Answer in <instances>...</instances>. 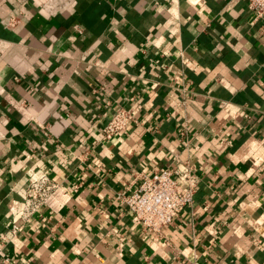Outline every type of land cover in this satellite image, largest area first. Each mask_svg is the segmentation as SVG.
Segmentation results:
<instances>
[{
	"label": "crops",
	"instance_id": "crops-1",
	"mask_svg": "<svg viewBox=\"0 0 264 264\" xmlns=\"http://www.w3.org/2000/svg\"><path fill=\"white\" fill-rule=\"evenodd\" d=\"M121 108L135 121L106 140ZM185 164L193 203L147 232L117 195ZM43 177L55 190L26 221ZM0 264H264V14L0 0Z\"/></svg>",
	"mask_w": 264,
	"mask_h": 264
},
{
	"label": "built area",
	"instance_id": "built-area-1",
	"mask_svg": "<svg viewBox=\"0 0 264 264\" xmlns=\"http://www.w3.org/2000/svg\"><path fill=\"white\" fill-rule=\"evenodd\" d=\"M258 16L264 14V0H247ZM137 111V108L135 109ZM135 121L134 113L121 108L103 129L106 140L114 139L128 129ZM140 186L131 194L117 195V201L124 204L149 233L157 234L173 223L179 211L193 203L198 181L188 164L176 169L162 168L152 177H143ZM55 185L47 177L35 181L23 199V219L29 220L52 196ZM18 231L14 226L13 234Z\"/></svg>",
	"mask_w": 264,
	"mask_h": 264
}]
</instances>
